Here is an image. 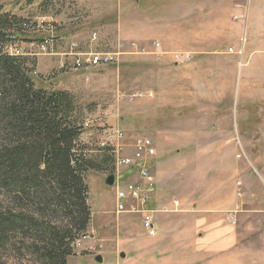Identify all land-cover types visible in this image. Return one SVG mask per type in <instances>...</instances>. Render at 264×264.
I'll list each match as a JSON object with an SVG mask.
<instances>
[{"label":"rangeland","instance_id":"rangeland-1","mask_svg":"<svg viewBox=\"0 0 264 264\" xmlns=\"http://www.w3.org/2000/svg\"><path fill=\"white\" fill-rule=\"evenodd\" d=\"M181 3L185 4L186 0H0L3 11L9 16L44 23L39 30L23 34L22 48L33 51L23 57L29 63L31 76L37 85L48 90H64L72 96L74 115L81 124H85L80 150L93 163L84 171L88 202L94 214L104 212L112 221L108 225L91 217L88 229L84 231L88 237L84 239V245L82 242L79 249L75 248L78 253L74 252L67 258L68 264H117L121 261L117 249L126 248L131 254V250L124 245L122 226L116 219L124 213L113 212L116 205L115 186L106 184L113 167L116 169L115 178L116 173L125 170L124 167H115L114 149L120 143L124 146L121 155H129L127 149L133 151L138 137L156 139L157 134L165 149L169 147L171 150L166 158L161 159V162H167L172 173L164 181L169 186L178 185L180 176L174 173L178 172L176 164H169L172 160L170 156L178 155L176 148L180 147L176 142L171 144L172 131L176 130L172 122L178 116L186 117L187 112L191 113L192 121L197 120L188 127V131L194 134V142L199 141L197 134L209 137L183 150V154H197L203 159L204 167L211 171L217 169L234 174L238 197L242 193L247 194L246 186L264 188V0L225 1L226 6L236 10L242 7L243 14L236 12L221 16L224 21L220 28L228 39L224 50L230 54L227 57L234 60L233 66L227 62L216 70L223 81L221 102L198 100L202 85L197 81L194 102L189 107L178 108L181 111L177 112V108L165 103L170 94L169 78L167 92L161 93L160 89L161 77L167 76L162 74L163 70L170 69L175 62L174 53L168 54L170 58L167 62L160 57L164 54L162 42H186V39H164L162 36L166 34H162L159 28L162 25L170 28L178 20L186 19V15L176 12ZM144 22L142 25L145 28L149 25L147 32L139 31V24ZM44 38L52 39L46 50L39 44H28L31 40L37 43ZM123 38L142 54H123ZM57 41L66 42L68 46L75 41L72 45L74 51L82 43L91 46V49L75 51L77 54L103 52L111 54L114 60L90 72V75H83L84 71L73 68L74 60L68 61L69 56L51 54ZM46 59L52 62L44 63ZM136 91H153V96L146 95L130 101L128 95ZM209 109L217 110V118L215 121L208 120V127L198 126ZM117 129L126 133L124 141L116 138ZM156 142L159 143L157 139ZM192 163L198 166L199 158ZM5 198L4 192L0 191L2 209L8 202L11 203ZM34 201L38 202V199ZM29 205L32 208L33 204ZM41 207L36 209V216L58 223L64 217L57 206ZM128 216L127 222L130 219L132 227L144 229L139 215ZM92 229L96 230L95 238ZM102 238L104 240H99ZM32 243L29 237L10 233L0 243V264H39L40 254ZM97 255L103 257L102 263L96 261Z\"/></svg>","mask_w":264,"mask_h":264},{"label":"crops","instance_id":"crops-1","mask_svg":"<svg viewBox=\"0 0 264 264\" xmlns=\"http://www.w3.org/2000/svg\"><path fill=\"white\" fill-rule=\"evenodd\" d=\"M225 1L186 0L185 4L181 3L176 8V12L186 15V19L178 20L170 28L163 25L159 28L162 34H166L165 37L162 36L164 39H186V42H162L164 54L160 60L167 62L171 52H188L192 55L186 62L174 60L170 69H165L162 73L167 76L161 77V93L167 92L169 78L170 94L165 103H169L171 108H177V112L181 111L178 108L189 107L194 102V87L197 81L202 85V90L197 93L200 96L198 100L221 102L223 81L217 76L216 70H220L227 62L234 65V60L227 57L229 52L224 50L228 39H225L224 31L220 28L224 21L221 16L236 12L243 14L242 7H237L236 10L235 7L226 6ZM142 24L145 22L139 24V31L147 32L149 25L145 28ZM121 42L123 54H142L132 48L130 42H124V38ZM73 43L68 46L66 42L57 41L51 54H64L69 56L68 61L72 62L77 51L91 49V46L81 43L79 47L77 45L75 52L72 49ZM45 62L50 63L52 60L46 59ZM96 70L98 69L82 73L90 75V72ZM216 111L209 109L198 122V126L208 127V120L215 121L217 118ZM189 114L191 113L187 112L186 117L178 116L172 122V127L176 130L172 131L171 144L175 145L176 142L180 145L176 148L178 155L170 156L172 160L168 159L169 164L175 162L178 172L174 173L180 176V183L176 186H169L164 181L172 173L168 170L167 162H161L171 150L169 147L165 149L157 134L155 137L158 144L153 137L156 155L148 162V166L155 176L156 191L144 204V212L124 213V216L121 213V218L117 216L116 219L122 226L124 245L131 250L129 254L126 248L117 249L121 259L117 264H264V188L246 186L247 194L242 193V196L238 197L234 174L217 169L211 171L204 167L203 159L197 154H183V150H188L195 143L200 140L203 142L209 137L197 134L199 141L194 142V134L188 131V127L193 126L197 120L192 121ZM127 153L131 154L132 151L127 149ZM196 156L199 158V165H191L192 161H196ZM140 180L137 167L125 168L116 176V181L125 184ZM128 214L139 215L141 224L142 218L150 215L157 234L151 236L142 228L132 227L129 224L132 221L129 219V223L127 222ZM94 218L108 225L112 223L104 212L96 215L92 211V220ZM92 232L95 238L96 230L92 229ZM122 252L125 257L121 256Z\"/></svg>","mask_w":264,"mask_h":264},{"label":"trees","instance_id":"trees-1","mask_svg":"<svg viewBox=\"0 0 264 264\" xmlns=\"http://www.w3.org/2000/svg\"><path fill=\"white\" fill-rule=\"evenodd\" d=\"M26 21L0 5V191L11 202L0 208V243L10 233L29 237L39 264H68L76 241L88 235L84 171L93 163L80 150L85 124L74 115L72 96L37 85L26 58L10 52L11 34L31 32ZM41 205L57 206L61 222L36 216Z\"/></svg>","mask_w":264,"mask_h":264},{"label":"built area","instance_id":"built-area-1","mask_svg":"<svg viewBox=\"0 0 264 264\" xmlns=\"http://www.w3.org/2000/svg\"><path fill=\"white\" fill-rule=\"evenodd\" d=\"M25 25L28 28H32L31 32L39 30L43 27V22L38 21H26ZM9 42H14L10 45L9 49L12 54L24 55L31 54L33 51L24 50L21 44L24 42L23 38L17 35H10ZM52 42L51 38H44L40 42L35 43V41H30L31 45L39 44L43 50L50 46ZM76 46V45H75ZM174 58L177 62H186L190 60L191 54L188 52H176L174 53ZM114 60L113 56L109 53L103 52H85L77 54L73 61V68L81 71H91L94 69H99L102 66L109 65ZM146 95L153 96V92L144 93L141 91H136L128 95L130 101H135L138 98L145 97ZM116 138L119 141H124L126 133L122 130L117 129ZM83 135V134H82ZM124 146L118 144L114 149L116 153L115 167L124 168H138L141 180L138 182L131 183H121V181H116V206L115 213H136L144 212L143 206L146 204L155 194L156 191V180L153 175L148 162L153 159L156 155V146L154 140L147 136L138 137L133 144V151L129 155H121V150L123 151ZM116 170V169H115ZM117 176L120 173H116ZM235 222V219H233ZM142 226L148 232L149 235L154 236L157 234V230L154 224V220L150 215H146L142 218ZM88 235L76 241V248L82 246V242L86 239ZM78 251L76 252V254Z\"/></svg>","mask_w":264,"mask_h":264},{"label":"water","instance_id":"water-1","mask_svg":"<svg viewBox=\"0 0 264 264\" xmlns=\"http://www.w3.org/2000/svg\"><path fill=\"white\" fill-rule=\"evenodd\" d=\"M114 183H115V174H110V175L106 178V184L112 186V185H114ZM121 256H122V257H125V253L122 252V253H121ZM96 261L99 262V263H102V262H103V257H102L101 255H97V256H96Z\"/></svg>","mask_w":264,"mask_h":264}]
</instances>
